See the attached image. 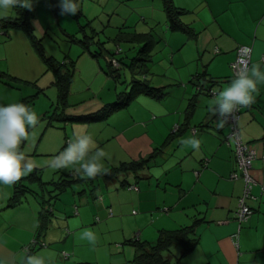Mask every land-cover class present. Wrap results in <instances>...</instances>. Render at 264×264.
<instances>
[{
	"label": "crops",
	"instance_id": "crops-1",
	"mask_svg": "<svg viewBox=\"0 0 264 264\" xmlns=\"http://www.w3.org/2000/svg\"><path fill=\"white\" fill-rule=\"evenodd\" d=\"M156 1L164 9L165 0H155L157 6ZM38 3L50 8L48 21L68 19V15L60 14L59 0H34L33 9ZM77 3L78 12L87 14L85 0ZM172 3L183 11L180 20L193 35L171 30L166 19L159 35L151 33L150 62L135 68V72L142 69L143 77H139L162 90L163 96L136 89L126 105L99 118L95 115L116 102L118 93L129 92L131 86L126 68L121 67L116 78L110 74L114 68L106 56L112 51L93 49L98 54L93 56L82 47L75 58L67 56L60 61L68 65L70 59L74 66L64 109L72 118L61 121L50 115L51 110L58 109L54 74L46 69L22 31L0 29V104L22 102L40 117L19 146L25 159L35 165L33 172L12 185L0 184V257L19 264L26 255L23 247L37 232L41 196H50L51 221L41 236L47 247L33 253L44 257L46 264H133L134 238L154 242L161 230L193 224L197 243L186 254L181 253V245L171 246L164 252L166 264H264V83L258 84L254 102L239 110L242 139L253 145L257 157L251 170L256 184L248 200L253 212L240 225L237 244L232 235L238 229L234 214L243 181L230 177L236 165L233 146L224 141L228 128L226 124L217 126V117L209 112L215 98L204 92L206 86L220 92L230 85L234 79L230 63L240 45L251 47L249 68L257 65L264 71V0ZM15 15V8L0 11V20ZM136 19L139 23L138 19L143 22L145 17L138 14ZM124 23L128 28L126 20ZM189 41L192 54L187 57L183 46ZM161 46L167 48L169 67L155 70L161 78L153 81L147 74L153 73L156 61L152 54ZM197 83L204 86L200 92ZM86 116L94 119H82ZM177 126L181 130L175 133ZM193 128L198 132H192ZM85 133L94 141L89 156L97 150L105 152L100 174L87 178L78 165L49 167L76 135ZM189 137L200 140L198 150L181 143ZM66 138H71L68 143ZM149 157V163L143 162L136 172L124 170L117 178L102 175L122 163ZM65 179L69 183L57 194L53 182ZM16 185L30 192L20 194L17 203L7 207ZM85 231L95 234L94 244L80 238ZM62 251L70 254L69 259L61 258Z\"/></svg>",
	"mask_w": 264,
	"mask_h": 264
},
{
	"label": "trees",
	"instance_id": "trees-1",
	"mask_svg": "<svg viewBox=\"0 0 264 264\" xmlns=\"http://www.w3.org/2000/svg\"><path fill=\"white\" fill-rule=\"evenodd\" d=\"M33 2H34V0H33ZM33 7H34V4H33L31 10H28L25 8H20V7L15 8L16 15L14 17L7 16V17L2 18L0 20V29L20 30L27 36V38L29 39L33 49L35 50V52L38 54V56L43 61L46 69L51 71L55 77L54 83H55V85L57 87V91H58V95H57L58 109H57V107L54 109V112H53L54 115H52V117L54 119L66 121V120L72 118L71 116H67L64 113V109H65L67 95L69 93V86H70V83L72 82V79H73V71H74L73 62L70 59H68L67 62L69 61V63H67L68 65H66V62L57 61L52 56H49L46 54V52L43 48L42 38L38 37L35 34V29L31 25V19L34 16L33 15ZM163 10L166 14V18H167V21L169 23V27L171 30H180V31L188 34L189 36L193 35L191 28L187 24L181 22V20H180V15L183 13V11L176 8L173 5L172 0H165ZM78 13L79 12H77V15H78ZM92 31H93V29H92ZM129 36H130V39L128 38ZM118 40H123L125 42L134 41V43L139 42L140 45H139V49L137 50V52H138L137 56L138 57L136 59L140 62H143V63L124 65L122 62V59L118 58V56L121 53V49L118 47L116 48L115 51L110 52L111 54H109V56H106L107 63L109 64V66L114 68V69H112L110 74L116 78L119 75V71H120L121 67L126 68L131 75L130 76V79H131L130 85L131 86H130L129 92H126L123 94L118 93L116 102L111 103L108 106H106V108L103 110V112L101 114L95 115V117H98V118L105 115V114H108L109 112H111L114 109H117V108H120V107L126 105V103L132 99L136 89L139 90V92L144 91V93H146V94L153 93L154 95H157L159 97L163 96L162 90L150 87L147 83V80H145L144 78H140V77H143L142 76L143 75L142 69H140L139 72H135L136 66L142 68L143 66H146L148 64V62H150V50L153 47V35L150 32H137V31L135 33H132V34H127L126 30L120 29L118 32V36L116 37L115 41H118ZM75 41L78 42V44L83 45V47L93 56L98 55L97 53H94L93 51H91L90 47H89L90 44L93 43V42H91L92 36H88L85 34L83 39H76ZM248 47H250V46H248ZM250 49H251V47H250ZM250 55H251V53H250ZM113 60L116 62V65L112 63ZM262 63H264V62H262ZM232 78H235L233 76V73H232ZM1 80H3V74H0V81ZM196 87H197V92H200L204 88V86H202L198 83H197ZM204 89H205L204 92L206 93V95H208L212 98H216L217 94L219 93L218 91H216V89H214L213 86H210V87L206 86V88H204ZM239 110H240V108H239ZM82 119L91 120L94 118H91L90 116H86V117H83ZM193 129H195L196 132H198V128H193ZM193 129H192V132H193ZM180 130H181V126H177L173 132L176 133V132H179ZM196 132H194V133H196ZM231 144H227V145H231ZM232 146H233V144H232ZM233 152H234V150H233ZM151 157H153V156H151ZM150 159L151 158L149 157V159H144L141 162L122 163L119 167L113 168V169L109 170L107 173H103L102 175L107 177V178H117L118 175L121 174V172L124 170H130L132 172H136L137 168L139 166H141V164L143 162H146V164H147V163H149ZM70 176L74 177L71 174H70ZM66 181H67V179H65L61 182H53V185H55V189L53 191H57V194L64 191L65 187L67 186V183H69V181L68 182H66ZM25 192H30V190L28 188L27 189L21 188V185H16L14 187L13 197H11L9 199V201L7 203V207L8 206H14L15 202L17 203V200H18L16 198H18V196L20 194L25 193ZM238 200H239V198H238ZM247 203H248V201H247ZM40 205H41V212H40L41 216L39 217L37 232H36L35 236L33 237V239L23 247V251L25 252V254H33L36 250H38L40 248L47 247V244L44 241H42L41 236L47 227L46 223L51 221L50 216H51V212H52V205L50 203V196H48L47 199L43 198V196H41ZM73 207H74L73 209L75 211L77 208H76V206H73ZM234 218H235V214H234ZM195 225L196 224H193V225H190L187 227H183V228H180L177 230H171V231L161 230L159 232V235H158L156 241H154V242H148V241L142 242V241H139V239L134 238V240L131 241L132 245L135 248V257L133 259V264H166V263H168V259H167V256L165 254L169 251V248L171 246L177 245V244L181 245V248H182L181 253L186 254L187 252H189L192 249V247L198 241V236L196 235V232H195ZM67 233H68V231H67ZM164 252H166V253H164ZM64 254H66V255H64ZM69 256H70L69 253H67L65 251L61 252V258L63 260L68 259Z\"/></svg>",
	"mask_w": 264,
	"mask_h": 264
},
{
	"label": "clouds",
	"instance_id": "clouds-1",
	"mask_svg": "<svg viewBox=\"0 0 264 264\" xmlns=\"http://www.w3.org/2000/svg\"><path fill=\"white\" fill-rule=\"evenodd\" d=\"M33 0H0V11L9 8H25L31 10ZM61 15H75L78 11L77 0H59ZM264 83V71L257 65L242 67L232 79L230 85L218 93L209 112L217 117V126L224 127L227 118L232 116L237 106H248L254 102V93L258 84ZM40 117L29 106L22 102L0 104V184L12 185L21 177L33 172L35 165L25 159L19 151L21 142L27 139L28 130L35 127ZM193 150L200 148V140L189 137L181 141ZM94 141L89 134L76 135L67 147L49 164L52 169H67L78 165V170L87 178H95L103 170L102 160L105 152L97 150L92 156L89 152ZM81 239L94 244L96 237L93 232L85 231ZM0 264H14L0 257ZM19 264H46L45 258L36 254H26Z\"/></svg>",
	"mask_w": 264,
	"mask_h": 264
},
{
	"label": "rangeland",
	"instance_id": "rangeland-1",
	"mask_svg": "<svg viewBox=\"0 0 264 264\" xmlns=\"http://www.w3.org/2000/svg\"><path fill=\"white\" fill-rule=\"evenodd\" d=\"M38 4L37 8L33 9V15L35 14L33 20L35 34L42 38V44L46 54L49 56L52 55L58 61L64 60L67 56L75 58L83 50V45L78 44L75 40L83 39L85 34L89 35L93 29L91 41L93 43L89 46L90 50L93 51L95 49L99 51L102 48L113 52L118 47L122 51L118 58L122 59L124 65L143 63L136 59L138 57L137 50L139 49V42L138 44L134 43V41H115L120 28L125 25L124 20L128 23V28H126V25L123 28L127 34H132L137 31L159 35L160 28L166 26V14L162 6L159 5V2L157 6L155 5V0H85V12L87 14L82 11L81 13L83 14L78 13L77 15L76 13L73 16L68 15V19L61 18V21L58 23L54 18H48V21L46 16H50V8L45 7L41 3ZM138 14L140 17H145L143 22L141 19H138L139 23L137 22L136 16ZM58 24L65 32L59 29ZM128 38L130 39V36ZM187 44L183 46V53L189 57L192 54V43L189 41ZM166 52L167 48L163 46L158 48L157 53L153 52L152 56H154L156 63L153 65V73L147 74L150 80L153 79V81H156L161 78V76L156 75L157 72L155 70L159 69L164 71L169 67L166 61ZM193 57L192 55L191 59ZM125 73L126 77L130 79V73ZM57 95L58 91L56 89L54 92L55 99ZM40 107L39 105L38 108ZM53 112L54 110H51V116L54 115ZM58 125L63 126V123H58ZM226 127L228 128L227 133H229V125H226ZM66 139H68V143L71 138Z\"/></svg>",
	"mask_w": 264,
	"mask_h": 264
},
{
	"label": "built area",
	"instance_id": "built-area-1",
	"mask_svg": "<svg viewBox=\"0 0 264 264\" xmlns=\"http://www.w3.org/2000/svg\"><path fill=\"white\" fill-rule=\"evenodd\" d=\"M250 53L251 49L248 46L240 45L236 50V57L230 63L233 76L245 65L249 68L250 65ZM261 61L264 62V55L261 57ZM113 64L116 62L113 60ZM239 106H237L234 114L227 118L226 125H229V133L224 138L227 144H233L234 158L236 171L232 172L231 179L241 178L243 180L242 194L238 200V207L235 212V220L238 222V229L232 235L235 244H237V237L240 230V225L247 221L253 210L248 205V199L252 198V188L256 184V178L252 175V163L257 157L256 150L250 143L244 142L241 136V131L238 126L239 119ZM193 132H196L193 129ZM195 176H198L199 172H194ZM66 255V254H64Z\"/></svg>",
	"mask_w": 264,
	"mask_h": 264
}]
</instances>
